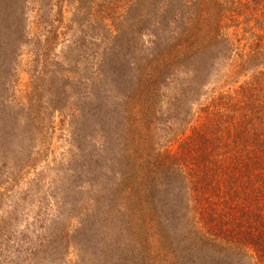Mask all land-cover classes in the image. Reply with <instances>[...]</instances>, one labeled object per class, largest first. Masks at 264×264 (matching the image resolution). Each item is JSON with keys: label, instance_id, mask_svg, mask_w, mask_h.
Masks as SVG:
<instances>
[{"label": "trees", "instance_id": "trees-1", "mask_svg": "<svg viewBox=\"0 0 264 264\" xmlns=\"http://www.w3.org/2000/svg\"><path fill=\"white\" fill-rule=\"evenodd\" d=\"M21 1L0 0V184L34 175L11 263L264 264V0H103L109 36L52 20L25 68Z\"/></svg>", "mask_w": 264, "mask_h": 264}, {"label": "rangeland", "instance_id": "rangeland-1", "mask_svg": "<svg viewBox=\"0 0 264 264\" xmlns=\"http://www.w3.org/2000/svg\"><path fill=\"white\" fill-rule=\"evenodd\" d=\"M21 2L26 5H21L19 9L17 8V5H15L11 9L15 11L13 15L14 24L11 25L10 31L7 30L8 34L6 36H8L10 51L14 46V42H22V45L19 46V49L21 48L20 54L23 60V68L26 67L25 61H27L24 58H26L28 54H33L31 52V48H35V42H37L39 38H42L41 41L45 40V34L41 36L40 32L43 29L47 31L52 30L51 26L46 25L47 22L52 20H60V24L57 26L58 31H65V29H69L70 33L75 34V39L73 41L77 42L74 44L87 41L89 34L93 31L103 30V35H105V37L106 35L109 36V32L107 29H103V24L100 21V14H103V7L97 6L98 2H103V0H29L28 3L22 0ZM107 23L109 25L110 22L105 21V24ZM69 34L66 36V38L61 36V38H59L58 44L51 46L48 55L50 60H62L66 66L74 65L72 63L74 60L72 56H74L75 53L71 55V49H68L66 54L63 46L61 45L65 39L66 41L69 40ZM48 47H50L49 44ZM110 54L111 51H107V54L104 55V61L110 56ZM10 57L12 58V54ZM79 65H81V63ZM15 80L16 79H13L12 82L15 83ZM28 82L29 77L26 74H22L17 79L16 86L20 94L24 92L26 93L28 91ZM16 86L14 85L13 91L16 90ZM164 106L167 107V97L158 103V107L164 108ZM56 120L58 121V119ZM190 133L191 131L189 130L188 135ZM61 134L63 133L59 131V135ZM66 142L67 141L63 139V141L55 143L57 147V155L61 152H64ZM173 147L174 150H177L178 145H174ZM51 159L52 155L49 157V160ZM33 177L34 175L32 174L27 175L21 179L20 182L15 184L13 188H10V182H7V184H0V264H12V257L8 252L5 251L4 248L5 241L11 237V234H9V227L11 224H14L12 220H15L20 214H15V211L12 213V202L16 201L15 199L19 196V194L27 189L28 184L31 182ZM154 243L156 244L157 242L154 240L153 244ZM74 256L75 255L70 256L64 262L66 264H70L66 261H72V264H80V261L76 260ZM44 257L45 262L50 261L49 257L46 256V253L44 254ZM61 263L64 264L63 262L58 264Z\"/></svg>", "mask_w": 264, "mask_h": 264}]
</instances>
